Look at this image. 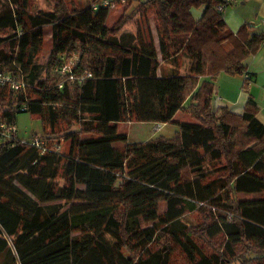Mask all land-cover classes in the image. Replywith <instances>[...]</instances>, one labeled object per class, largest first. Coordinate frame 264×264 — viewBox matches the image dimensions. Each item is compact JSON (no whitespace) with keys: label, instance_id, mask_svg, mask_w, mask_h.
I'll return each mask as SVG.
<instances>
[{"label":"trees","instance_id":"16d2710c","mask_svg":"<svg viewBox=\"0 0 264 264\" xmlns=\"http://www.w3.org/2000/svg\"><path fill=\"white\" fill-rule=\"evenodd\" d=\"M8 1L0 70L26 85H0V118L14 126L29 112L43 132L0 141V264H169L176 247L190 264H264V192L237 196L264 191V123L252 98L241 113L212 104L216 77L248 73L245 60L263 35L247 25L233 32L217 8L223 0H146L132 9L126 0L112 25L108 8L92 9L97 0H52L36 11L28 0ZM200 6L194 19L190 9ZM135 13L145 28L137 25L133 43L119 35ZM45 26L51 48L40 62ZM158 55L173 66L184 55L187 70L164 71ZM177 112L189 120L171 137L129 141L118 129L172 123Z\"/></svg>","mask_w":264,"mask_h":264},{"label":"crops","instance_id":"0c3cea01","mask_svg":"<svg viewBox=\"0 0 264 264\" xmlns=\"http://www.w3.org/2000/svg\"><path fill=\"white\" fill-rule=\"evenodd\" d=\"M146 0H132V5H136L138 2ZM203 6L192 7L190 9L191 15L194 19L201 17L203 13ZM223 18L227 26L233 31L237 32L239 28L243 25L249 27V33H261L264 38V0H235V2L227 5L223 10ZM150 23V32L154 39L155 47L158 49V34L154 25L152 16L148 19ZM136 29H123L119 37L122 35L126 36V40L130 42H135L134 38L137 34ZM264 42V40H263ZM259 46V49L252 55H250L246 60L247 72L252 77L248 86L245 88L244 76L241 74H223L218 81V86L221 90V95L217 98L218 106H228L233 112L241 113L243 111L244 105L249 98H252L257 107V117L264 123V44ZM160 63L166 70L176 69L180 62L176 65H172L169 62L161 60V56L158 55ZM181 65H187V60L181 62ZM181 70V69H180ZM219 74L214 82V87L217 82ZM219 90V92H220ZM213 99V96H212ZM181 116L183 120H189L184 114L177 112L173 116V122L176 127L179 121L178 116ZM20 136V135H19ZM263 191V190H261ZM264 192V191H263ZM238 194H253L239 192ZM238 196V195H237ZM240 198V197H238ZM240 199H249L243 198Z\"/></svg>","mask_w":264,"mask_h":264},{"label":"rangeland","instance_id":"374dc122","mask_svg":"<svg viewBox=\"0 0 264 264\" xmlns=\"http://www.w3.org/2000/svg\"><path fill=\"white\" fill-rule=\"evenodd\" d=\"M89 0H65L68 7L71 6V4H76L79 7L86 4ZM8 4L11 9H14V5L9 3L8 0H0V9L2 8L3 4ZM135 5H130L129 9H132ZM123 6L121 7H115L109 9V14L107 17V25H112L118 17L122 15ZM28 8L32 9V11H36L37 9L41 10H49L52 8V0H28ZM129 11V10H127ZM137 20V22H135ZM144 21V17L138 14L132 15L131 21L127 22L125 25L126 29H136L137 25L141 24V22ZM148 25L150 24L149 21ZM141 26L145 28V23H142ZM51 48V27L45 26L44 27V41L42 45V49L38 55V60L40 62H45L46 56ZM184 55H180L178 58V63L180 62V65L177 66V68L181 69V72H185L187 70L186 65H181V62L184 61ZM167 68L163 67V70L166 71ZM223 74H221L214 87L213 91V99L212 104L215 107L217 105V98L219 95H221V90L218 86V81L220 80V77H222ZM220 90V92H219ZM183 114L182 112H180ZM185 117H187L185 115ZM179 120H183L181 116H178ZM188 118V117H187ZM158 127V129H156ZM15 129L17 130V135L19 137L28 138L30 134L32 133H41L43 132V125L41 119L37 115H33L29 112H19L16 116V122H15ZM118 129L120 131H125L128 135L129 141H142L147 140L149 138H153L159 135H163L166 137H171L174 135L175 131L177 130V127L174 123H159V122H128V123H119ZM121 145V144H117ZM67 143H64L62 148H66ZM133 169L132 165L126 166V172L130 173ZM263 195V191H260L258 193L253 194H238V197L243 198H257ZM165 202L161 201L159 203V211L162 212L165 210ZM202 213L200 211H190L187 214L188 219H192L194 221L200 222L201 221ZM78 242L77 234L73 236V245H72V263H75L77 261L78 257V251L76 249ZM12 246V245H10ZM14 252V251H13ZM169 264H190L187 260L186 255L181 251L179 247H176L172 254Z\"/></svg>","mask_w":264,"mask_h":264},{"label":"built area","instance_id":"2783aa9c","mask_svg":"<svg viewBox=\"0 0 264 264\" xmlns=\"http://www.w3.org/2000/svg\"><path fill=\"white\" fill-rule=\"evenodd\" d=\"M125 1L126 0H97L92 4V9L96 10L98 7H101V6L106 7L108 9L115 8V7H121L125 4ZM233 2H235V0H223V2L220 3L217 8L219 11L223 12L224 8ZM56 70L60 73H64L65 71H67V66L64 65L60 68H57ZM70 77L72 78L71 75ZM244 78L249 80L250 74L245 73ZM0 85L2 86L7 85L9 89L12 91H19L25 87L26 83L22 76H20L19 78L17 74H12L10 72H5V71L0 70ZM21 109H24V108H21ZM156 129H158V127H156ZM17 134L18 133H17V130L15 129V125L14 126L10 125L0 118V141L10 140L15 135L16 137L20 138ZM21 140L24 141L26 139L22 138ZM33 144L35 146L40 147L42 146L43 142L40 141L38 138H34ZM56 149L59 150L60 145H56Z\"/></svg>","mask_w":264,"mask_h":264}]
</instances>
